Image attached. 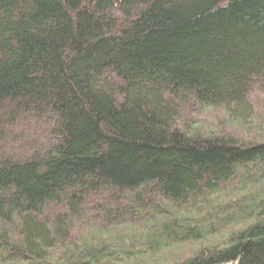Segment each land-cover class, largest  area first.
Instances as JSON below:
<instances>
[{"label": "trees", "instance_id": "trees-1", "mask_svg": "<svg viewBox=\"0 0 264 264\" xmlns=\"http://www.w3.org/2000/svg\"><path fill=\"white\" fill-rule=\"evenodd\" d=\"M254 86L264 0H0V264H264V140L179 123Z\"/></svg>", "mask_w": 264, "mask_h": 264}, {"label": "rangeland", "instance_id": "rangeland-1", "mask_svg": "<svg viewBox=\"0 0 264 264\" xmlns=\"http://www.w3.org/2000/svg\"><path fill=\"white\" fill-rule=\"evenodd\" d=\"M251 103H254L255 107L264 106V93H262L256 86L253 87L251 93ZM261 111L264 112V110ZM257 113L259 114V111ZM180 114L179 123H181V126L186 127V129L189 131L197 130L202 134L223 133L229 136L233 135V137L239 136V139L246 142L264 140V123L257 121L258 119H261V117H258V119L249 117L250 119L245 123V127L242 128L238 127L236 125L237 122H234L233 118L228 116L224 110L218 108H199L198 106L193 108L183 107ZM2 146L3 145L0 143V148L4 149ZM26 154L27 152H20L21 156ZM213 198L216 200L220 199V202L222 203L227 198V196L221 197L220 194H218L214 195ZM98 202L100 201H94V203ZM96 212L97 216H99V211ZM173 212L176 213L177 211L175 210ZM110 224L111 222L109 221V218L106 217V219H104L103 215H100L96 219L90 218L84 222V226L77 224L79 225V229H76L75 236L77 238L78 244L87 242L91 245H98L99 247L100 245L102 246L107 244V249L112 252V250L124 242V239H129L130 235L133 234L132 230L130 229L131 224L127 223V218H125V221L120 225H113L114 227H112L114 229L108 228ZM55 250L61 252V249L56 248L54 251ZM51 257L52 256L50 255L49 260L51 262H49V264H56L54 261L52 262Z\"/></svg>", "mask_w": 264, "mask_h": 264}]
</instances>
